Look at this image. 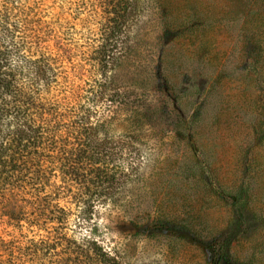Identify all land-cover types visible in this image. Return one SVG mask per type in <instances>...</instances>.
I'll return each mask as SVG.
<instances>
[{
  "label": "rangeland",
  "instance_id": "rangeland-1",
  "mask_svg": "<svg viewBox=\"0 0 264 264\" xmlns=\"http://www.w3.org/2000/svg\"><path fill=\"white\" fill-rule=\"evenodd\" d=\"M141 3L125 56L108 66L107 102L112 121L121 109L146 106L151 119L135 117V131L127 133L139 150L138 168L101 204L98 223L112 230L99 228L97 237L128 264H264V74L252 70L242 47L264 46V0ZM41 7L46 19L59 13L53 0H42ZM102 10L105 27L110 15L107 6ZM215 54L223 63L219 81L228 88L214 91L225 97L221 103L204 104L202 92L191 87L201 79L190 76L204 73L202 60ZM160 101L168 112L165 124L155 109ZM196 111L199 120L190 122ZM62 162L55 164L58 182L86 200L81 176L62 170ZM66 164L71 171L73 163ZM241 190L245 224L228 257L218 243Z\"/></svg>",
  "mask_w": 264,
  "mask_h": 264
},
{
  "label": "trees",
  "instance_id": "trees-1",
  "mask_svg": "<svg viewBox=\"0 0 264 264\" xmlns=\"http://www.w3.org/2000/svg\"><path fill=\"white\" fill-rule=\"evenodd\" d=\"M141 1L53 0L59 13L48 20L42 0H0V264H128L97 237L99 228L105 233L112 227L98 223L96 215L138 168L139 150L127 135L135 131V117L151 119L146 106L121 109L112 121L107 102L108 66L125 56ZM103 6L110 15L105 27ZM242 47L252 70L264 74V64L256 68L264 46ZM221 61L209 55L202 60L204 73L190 76L201 79L191 87L202 92L204 104L225 98L214 94L228 88L219 81ZM155 109L165 124L164 102ZM199 115L192 114L190 122ZM118 128L126 134H117ZM110 129L116 134L109 135ZM60 160L62 170L81 176L86 200L58 182ZM245 202L241 190L218 243L228 257L244 228Z\"/></svg>",
  "mask_w": 264,
  "mask_h": 264
}]
</instances>
